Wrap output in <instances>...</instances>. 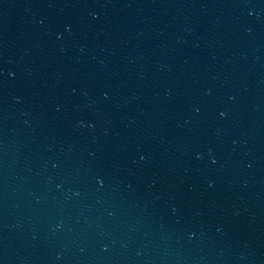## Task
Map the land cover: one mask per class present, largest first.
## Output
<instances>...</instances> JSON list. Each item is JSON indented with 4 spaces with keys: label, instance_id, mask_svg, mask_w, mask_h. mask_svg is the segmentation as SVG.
<instances>
[{
    "label": "water",
    "instance_id": "1",
    "mask_svg": "<svg viewBox=\"0 0 264 264\" xmlns=\"http://www.w3.org/2000/svg\"><path fill=\"white\" fill-rule=\"evenodd\" d=\"M0 264H264V0H0Z\"/></svg>",
    "mask_w": 264,
    "mask_h": 264
}]
</instances>
